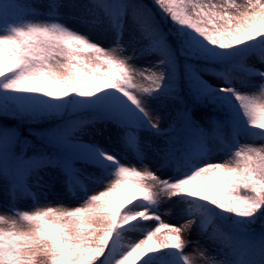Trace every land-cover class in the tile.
Here are the masks:
<instances>
[{
	"label": "snow or ice",
	"instance_id": "1",
	"mask_svg": "<svg viewBox=\"0 0 264 264\" xmlns=\"http://www.w3.org/2000/svg\"><path fill=\"white\" fill-rule=\"evenodd\" d=\"M46 9L0 0V264H264V0Z\"/></svg>",
	"mask_w": 264,
	"mask_h": 264
},
{
	"label": "rangeland",
	"instance_id": "2",
	"mask_svg": "<svg viewBox=\"0 0 264 264\" xmlns=\"http://www.w3.org/2000/svg\"><path fill=\"white\" fill-rule=\"evenodd\" d=\"M31 2L36 5V7L40 10L41 13H43L47 10L46 6H47L48 0H31ZM82 2H86V0H82ZM43 18H44L43 16L38 17V19H43ZM65 22H67L70 27H76V24L70 19H66ZM210 82L215 83L216 81L210 79ZM175 111H176L175 106H168V105H162L161 106L160 115L162 117V121H161L162 127H164L165 124H167V123H171V119L175 115ZM202 115H203L202 113L197 114L198 117H201ZM109 133H112L114 136V130L113 129H108L107 132L105 133V135H108ZM84 139L88 140L89 137L87 135H85ZM97 139H99L101 143L105 142L104 139L101 137H97ZM257 144H259L258 141H257ZM222 159H223V156L214 157V160H222ZM137 167H139V165H137ZM40 200H41V206H44L45 201H44L43 197H40ZM48 201L52 202V206H56L55 195L50 194L48 196ZM4 203H5V200H4V195H3V191H2V184H0V207H2L4 205ZM65 203H67V199L65 200ZM19 207L22 209H31L32 203H31V201H22L19 204ZM163 218H164L165 222H168V223H179V221H177L174 218L168 217L167 215H165ZM128 238L129 239H135L136 234H130ZM184 239H185V241L189 242L188 247L185 249V251L189 254H191L193 252L194 247L196 246L197 242H198L199 246H201L202 248H206L210 254L214 253L216 250L215 245H213L204 236H202L198 233L195 225L192 226V229L190 231H186L184 233Z\"/></svg>",
	"mask_w": 264,
	"mask_h": 264
},
{
	"label": "trees",
	"instance_id": "3",
	"mask_svg": "<svg viewBox=\"0 0 264 264\" xmlns=\"http://www.w3.org/2000/svg\"><path fill=\"white\" fill-rule=\"evenodd\" d=\"M202 114H203V113H202ZM209 114H211V113H209ZM197 117H198V116H197ZM198 118H200V117H198ZM6 123H13V121H6ZM241 142L243 143V142H245V141L242 139ZM254 227L256 228L257 231H259V225H258V224L255 225Z\"/></svg>",
	"mask_w": 264,
	"mask_h": 264
}]
</instances>
